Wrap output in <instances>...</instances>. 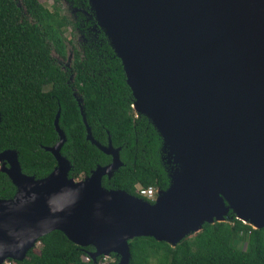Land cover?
<instances>
[{"label":"water","instance_id":"obj_1","mask_svg":"<svg viewBox=\"0 0 264 264\" xmlns=\"http://www.w3.org/2000/svg\"><path fill=\"white\" fill-rule=\"evenodd\" d=\"M96 24L120 58L132 108L162 138L169 185L153 202L107 189L123 163L119 147L86 138L110 163L69 177L60 153L65 133L44 147L56 164L44 177L23 173L17 151L0 152V170L15 193L0 199V264L22 261L53 230L92 246L90 257L114 253L128 264L129 240L150 236L175 246L204 223L231 211L264 228V0H88Z\"/></svg>","mask_w":264,"mask_h":264},{"label":"trees","instance_id":"obj_2","mask_svg":"<svg viewBox=\"0 0 264 264\" xmlns=\"http://www.w3.org/2000/svg\"><path fill=\"white\" fill-rule=\"evenodd\" d=\"M52 1L66 2L74 16L40 0H0V152L16 150L23 173L46 176L56 164L44 147L58 141V113L66 138L60 153L71 163L69 177L81 179L110 163L111 156L86 138L75 91L92 137L106 145L110 136L112 145L120 148L123 164L110 177L103 176L102 185L138 197L137 184L166 189L169 165L162 138L147 117L132 108L121 60L96 24L88 0ZM67 28L78 30L77 46L67 38ZM14 193L15 186L0 170V199ZM38 241L17 264H102L105 259L98 256L94 261L92 246L81 247L59 230ZM242 241L245 249L238 246ZM129 250L128 264H264V228L255 229L230 211L224 221L204 223L175 246L138 236L129 240ZM108 257L107 264H118L116 254Z\"/></svg>","mask_w":264,"mask_h":264},{"label":"rangeland","instance_id":"obj_3","mask_svg":"<svg viewBox=\"0 0 264 264\" xmlns=\"http://www.w3.org/2000/svg\"><path fill=\"white\" fill-rule=\"evenodd\" d=\"M40 1L46 7L50 8V9H53L54 6H57L62 13L67 14L70 17H72V15L74 16V14H75V10L71 9L70 6L64 1H59L58 3H55L54 5H53L52 0H40ZM65 34H66L68 39L73 40V42L76 46H77V43L81 41V37H80V34H79L77 29H74V32H73V30L71 28H67ZM52 55L54 57L56 56V58H58V60L60 61V58L56 54L52 53ZM68 56H69V58L71 57L70 48H69ZM238 246L241 249H245L246 243L244 241H242L238 244ZM110 260L111 259L108 256H106L105 259L103 260L102 264H107Z\"/></svg>","mask_w":264,"mask_h":264},{"label":"built area","instance_id":"obj_4","mask_svg":"<svg viewBox=\"0 0 264 264\" xmlns=\"http://www.w3.org/2000/svg\"><path fill=\"white\" fill-rule=\"evenodd\" d=\"M136 188H137V193L142 197V198H145L146 200H149V201H154L157 197V189L154 188L153 186H148V187H143L141 185H136ZM39 246L40 245V242L37 241L36 245L35 246ZM106 257V256H104ZM84 259H87V257H85ZM3 264H17V262L14 260V259H6Z\"/></svg>","mask_w":264,"mask_h":264}]
</instances>
